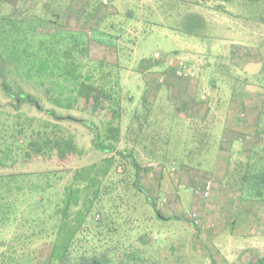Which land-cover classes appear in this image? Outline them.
Listing matches in <instances>:
<instances>
[{
    "label": "rangeland",
    "instance_id": "374dc122",
    "mask_svg": "<svg viewBox=\"0 0 264 264\" xmlns=\"http://www.w3.org/2000/svg\"><path fill=\"white\" fill-rule=\"evenodd\" d=\"M96 26L99 33L90 34L88 54L69 53L70 33H90ZM142 27L145 34L138 38L134 29L141 34ZM9 31L18 47L24 37L23 44L32 47L45 38L48 51L55 43L67 63L76 61L81 79L93 74L96 85H104L113 98L94 101L82 95L74 103L71 77L53 84L49 71L50 78L41 81L23 65L29 58L20 62L4 56ZM0 51V135H10L26 118L29 138L15 146L20 150L39 129L76 145L60 156L40 155L28 146L31 155L22 150L13 162L0 164V173L33 172V188L60 200L75 169L106 164L105 157L114 154L96 149L92 132L79 119L98 125L101 135L112 128L120 137L116 149L126 153L115 152L111 174L97 196L98 206L107 203L111 228L89 233L91 222L80 236L75 263L264 264L259 262L264 257V200H256L264 198V188H253L254 181L264 183V0H0ZM173 68L176 78L168 88L161 79ZM4 83L13 92L32 94L45 110L31 102L16 107ZM230 112L239 131L251 130L261 141L255 157L260 163L236 156L247 152L243 147L222 152ZM4 148L0 143V157ZM228 177L233 189L227 208L220 194ZM207 181L214 182V190L206 197ZM138 186L149 192L156 208ZM95 190L90 187L91 198ZM100 219L95 212L94 220ZM55 220L18 229L0 225V264H43Z\"/></svg>",
    "mask_w": 264,
    "mask_h": 264
},
{
    "label": "trees",
    "instance_id": "16d2710c",
    "mask_svg": "<svg viewBox=\"0 0 264 264\" xmlns=\"http://www.w3.org/2000/svg\"><path fill=\"white\" fill-rule=\"evenodd\" d=\"M5 19L10 23H16L11 16H7ZM97 30H99L98 26L94 30H91L90 33L85 31H79L78 33L71 32L70 37H68L70 44L69 53L74 51L87 55L89 51L88 38H90V34L93 32L94 34H98ZM101 33L105 34V32ZM13 35L14 33L9 31L4 36L5 42L3 45L7 49V53L4 56L11 55L20 62H23L24 56L29 58L23 65H27L30 72H36L37 77L41 81L50 78L49 71L54 76L52 77L53 84L69 80V77H71V82L73 85H76L74 88L75 92H71L74 103L82 95L87 97V99L92 98L94 101L105 99L109 101L113 98V93L111 95L109 91L107 92L104 85H96L93 81V74L88 72L87 78L81 79L80 73L76 72L78 69L76 61L73 58L71 59L73 65H76L74 69L71 67L73 65L67 63L65 58L60 56V50L55 49V43L51 44V49L48 51L47 46H45V38L36 41L35 46L32 47V43L28 45L23 44L26 40L24 37L20 43L21 47H18L14 39H12ZM71 36H73L72 39ZM1 56L0 51V58ZM5 87L8 90V94L16 102V107H20L24 102H31L38 106L40 110L44 109L32 94H27L22 90L13 92L8 86L5 85ZM69 106L74 107V104L70 103ZM46 111L56 116V118H62V115H57L55 110ZM18 117L24 118L21 114H18ZM24 120L15 127L13 133H11L12 135H5V137H3L4 135H0V143L4 142L5 146L3 155L0 157V164L8 165L10 162H13L15 160L14 157L19 155L22 150L25 156L31 155V152L28 153L26 150L28 146H33L40 155L46 156L54 153H57L59 156L61 154L65 155L75 148V142L71 139L59 135L50 136L45 130L39 129L32 131V139L28 140L25 146L22 145V150H20V147L15 146L23 142L25 143L27 138H29L27 135L29 128L26 126L28 121H26V118ZM30 120H33V118H30ZM79 120L92 132L93 145L96 149L106 154H114L105 157L106 164L95 162L75 169L71 175L70 183L64 187L60 200L55 201L56 198L53 199V194L47 193L46 190L37 192L33 188L31 182L33 172L0 173V225L4 227L16 226L18 229L20 225L42 226L48 223L49 219H54V217L56 219V222L51 226L50 233L52 248L47 259L43 260V264H78L75 263L77 256L74 252L77 251L76 248L80 244L79 239L84 234V230L88 231L89 224L93 222V229L89 233L92 231L94 233V230L101 233L104 229L107 230L112 223L108 220L109 211L107 210V203L102 202L98 206L100 201L99 199L97 200V196L99 195L100 185L111 174V168L116 155L115 152L118 151V154L122 157H125L126 153L123 150L116 149V142L119 141L120 137L117 132L114 133L112 131V128H108L101 135L98 125L87 119ZM135 165L138 169L141 166L137 160H135ZM35 174L38 173L35 172ZM26 182L28 185L25 184ZM132 185L135 187L136 184L132 183ZM95 186L96 190L91 198L89 190L90 187ZM137 188L145 194L147 202L156 208V204L149 195V192L142 187L138 186ZM107 201L110 202L109 199ZM97 211L101 214V219L96 222L94 215ZM156 213L159 218H163L160 211ZM124 225L125 223L122 224L123 227ZM259 262L264 263V257ZM18 264H20V261Z\"/></svg>",
    "mask_w": 264,
    "mask_h": 264
},
{
    "label": "crops",
    "instance_id": "0c3cea01",
    "mask_svg": "<svg viewBox=\"0 0 264 264\" xmlns=\"http://www.w3.org/2000/svg\"><path fill=\"white\" fill-rule=\"evenodd\" d=\"M142 12H144V8L142 9V11H141V13ZM140 13V14H141ZM144 15V14H143ZM141 19H144V17H142V15H141ZM142 26H144V22L142 23ZM144 27H142V30L143 31H141V34H138L137 33V31H138V29L137 28H135L134 29V35L136 34L137 36H138V38H139V35H142L143 33H144V29H143ZM178 33H180V35H182V33L183 32H180L179 30H178ZM145 34V33H144ZM105 35V34H104ZM107 36V35H106ZM105 38V37H104ZM135 58V57H134ZM148 58V57H147ZM153 58V62H154V57H152ZM134 60V59H133ZM136 61H138L137 59H135ZM139 60L141 61V62H146L147 60H146V58L145 57H140L139 58ZM151 61V62H152ZM170 63H171V61H169ZM167 69H169V68H167ZM148 70H150V71H148V72H153V71H155L156 69H148ZM178 74H183L181 71H178L177 72ZM176 73H175V71H174V68L173 69H171V71H167V73L165 72V76H163V79H161V81L162 80H164L165 79V81H166V84H167V87L168 88H171V86L174 84V82H173V79L174 78H176V75H175ZM150 77H152V76H155V74H153V73H149L148 74ZM184 75V74H183ZM180 76V75H179ZM153 78V77H152ZM187 91H188V93L191 95V96H194V92L191 90V88H189V89H187ZM192 100H194V101H196V99L194 98V99H192ZM197 103V102H196ZM243 114V113H242ZM178 115H182V114H178ZM183 116V115H182ZM234 120H235V115H233V113L232 112H230V114H228V117L225 119V125H224V133L225 134H227L229 137H225V139L226 140H223L224 142H223V149H222V152H224V151H226V153H228V154H231V152L233 151V150H235V149H239V148H242L243 147V150H247V152H243L244 153V155H242V154H239L238 152L235 154L236 156H238L239 155V157L243 160L244 158H246L247 157V159H251V161H252V164H254V162H256V159H255V157H257V155L259 154H261L260 153V150H261V141H259L258 142V139H256V138H254L253 137V132L251 131V130H248V131H239V127L237 126V127H235V125H234ZM250 137L251 138H254V139H252L250 142L251 143H247L248 142V140L250 139ZM245 140H246V143H244L245 142ZM225 141L226 142H228V143H225ZM216 150V149H215ZM220 152V151H219ZM238 162H240L239 160H238ZM237 162V163H238ZM237 163H235V164H237ZM256 163H260L259 161L258 162H256ZM248 164V163H247ZM259 165V164H258ZM239 165H236V167H238ZM255 166V165H254ZM226 172V175L227 174H231V172H230V170H229V166H228V162H226V164H225V169H224V171H223V174ZM224 176V175H223ZM228 180L222 185V189H223V192L220 194L221 195V205H224L225 207H227L228 208V206H229V201H230V199H229V196H231V191H232V189H233V185H232V181H229V177L227 178ZM213 182V181H212ZM262 184V185H261ZM264 183H261V182H259V181H254V183H253V188H255V189H262V188H264ZM213 190H214V182H213ZM213 194V193H212ZM240 197H241V195H240ZM240 197H238V198H236L237 200L238 199H240ZM257 201H261V200H264V198L263 199H256ZM256 200H253V204H255L257 201ZM225 201H228V204L225 202ZM240 201V200H239ZM236 203V202H235ZM238 205L239 204H237L236 203V207H237V209H239L238 208Z\"/></svg>",
    "mask_w": 264,
    "mask_h": 264
},
{
    "label": "built area",
    "instance_id": "2783aa9c",
    "mask_svg": "<svg viewBox=\"0 0 264 264\" xmlns=\"http://www.w3.org/2000/svg\"><path fill=\"white\" fill-rule=\"evenodd\" d=\"M213 187V182L212 181H207L206 184L204 185V188L202 190L204 196H209L210 192L212 191Z\"/></svg>",
    "mask_w": 264,
    "mask_h": 264
}]
</instances>
